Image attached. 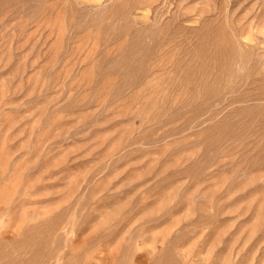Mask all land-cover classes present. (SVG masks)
Here are the masks:
<instances>
[{
  "label": "rangeland",
  "instance_id": "1",
  "mask_svg": "<svg viewBox=\"0 0 264 264\" xmlns=\"http://www.w3.org/2000/svg\"><path fill=\"white\" fill-rule=\"evenodd\" d=\"M0 264H264V0H0Z\"/></svg>",
  "mask_w": 264,
  "mask_h": 264
}]
</instances>
